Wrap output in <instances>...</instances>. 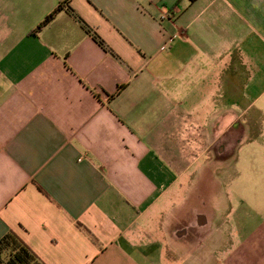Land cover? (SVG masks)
<instances>
[{"label":"crops","instance_id":"obj_1","mask_svg":"<svg viewBox=\"0 0 264 264\" xmlns=\"http://www.w3.org/2000/svg\"><path fill=\"white\" fill-rule=\"evenodd\" d=\"M229 84L264 103V0H0V239L44 264H264V210L184 208Z\"/></svg>","mask_w":264,"mask_h":264},{"label":"rangeland","instance_id":"obj_2","mask_svg":"<svg viewBox=\"0 0 264 264\" xmlns=\"http://www.w3.org/2000/svg\"><path fill=\"white\" fill-rule=\"evenodd\" d=\"M240 97L229 84L227 105L239 116L221 138L222 152L217 153L215 146L205 156L210 161L205 170L206 183L195 182L191 198L184 203V208L199 206L204 195L205 208L226 214L229 224L240 210H264V103L238 101Z\"/></svg>","mask_w":264,"mask_h":264},{"label":"trees","instance_id":"obj_3","mask_svg":"<svg viewBox=\"0 0 264 264\" xmlns=\"http://www.w3.org/2000/svg\"><path fill=\"white\" fill-rule=\"evenodd\" d=\"M63 6L58 4L56 8L46 15L40 24L49 22L53 15ZM82 22V21H81ZM83 23V22H82ZM85 26L84 24H82ZM97 36V35H96ZM94 36V38H96ZM100 43L101 41L98 40ZM0 264H44L38 257L13 233H7L0 239Z\"/></svg>","mask_w":264,"mask_h":264},{"label":"built area","instance_id":"obj_4","mask_svg":"<svg viewBox=\"0 0 264 264\" xmlns=\"http://www.w3.org/2000/svg\"><path fill=\"white\" fill-rule=\"evenodd\" d=\"M164 17H167V15H166V16H164Z\"/></svg>","mask_w":264,"mask_h":264}]
</instances>
